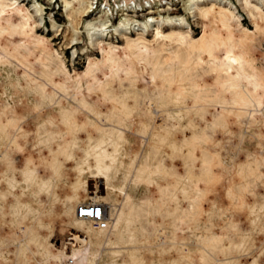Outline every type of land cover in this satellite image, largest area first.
Instances as JSON below:
<instances>
[{
    "label": "rangeland",
    "instance_id": "obj_1",
    "mask_svg": "<svg viewBox=\"0 0 264 264\" xmlns=\"http://www.w3.org/2000/svg\"><path fill=\"white\" fill-rule=\"evenodd\" d=\"M39 1L47 9L37 34L48 40L55 79L65 90L40 85L0 50V264H61L58 256L65 262L87 246L91 264H264V91L263 110L255 112L258 100L241 82L248 104L235 107V91L221 90L208 54L183 49L170 65L172 46L151 56L143 50L130 78L121 71L102 97L85 74L90 58H102L98 41H150L154 25L119 28L115 11L114 26L95 36L102 39L93 42L84 32L77 41L62 0ZM107 1L114 8L125 0ZM212 1L234 12L224 19L232 45L248 54V70L257 68L264 78V0H250L257 6L253 17L245 0H191L189 11L178 0L131 5L138 3L136 17L145 22L152 7L170 3L173 19L163 18V30L191 27L199 38L202 9ZM51 14L61 27L52 26ZM81 25L84 31L86 20ZM206 26L205 38L217 42L218 25L210 18ZM117 49L122 56L127 51ZM30 59L41 75L36 56ZM95 70L101 79L111 75L109 67ZM107 147L112 154L102 162ZM99 163L111 166L108 189L97 200L108 202L109 227L92 225L90 237L73 219L77 204L94 202L86 181Z\"/></svg>",
    "mask_w": 264,
    "mask_h": 264
},
{
    "label": "bare ground",
    "instance_id": "obj_2",
    "mask_svg": "<svg viewBox=\"0 0 264 264\" xmlns=\"http://www.w3.org/2000/svg\"><path fill=\"white\" fill-rule=\"evenodd\" d=\"M26 1L27 0H0V50L2 58L5 61L13 59L14 62L23 67V71L26 76H34L33 80L38 82L40 85L45 87L51 85L54 88H59L63 91L65 90L64 84L55 79V69L52 61L53 55L50 51L51 48L48 46V40L37 34L38 26H42L44 24L45 12L47 8H45L44 4L39 0H28L30 3H24ZM159 1L162 0H154V3L156 4ZM178 1L184 10L189 11L193 9L190 2L191 0ZM95 2L96 0H62L65 16L70 23L69 26L73 28L75 33L73 40H82L84 32L88 33L93 42L98 39H102V37L98 38L95 36L97 34L105 35L110 28L114 26L115 11L118 16L117 19L119 20V28L130 27L134 24H143L146 28L151 25H154L155 27L153 34L154 39L150 41L146 40L144 37L139 38L140 41L143 40L142 42L127 37L126 44L124 46H117L113 42V44H107V46H105L103 39L98 41V44H100L99 49L102 52V58H90L85 74L92 77L93 81L99 84L100 95L102 97H108L109 90L116 84L115 79L119 76L121 71H125L126 79L130 78V74L135 71V60L141 61L144 57L143 50H146L151 56L153 53L160 54L161 52L167 50L168 47L173 46L176 48L167 53L170 57L169 60H167L168 62L170 59L174 60V57L175 59H179L180 51L183 49L187 51L199 49L201 54H208L212 60L209 63V69L215 72L217 79H219L221 90H228L231 91V93L232 90L235 91L233 94V106L239 107L241 104H248L246 97L241 95L239 91V89H241L239 87L240 83L245 82V84L248 85V92L252 96V99L254 98L258 100L255 106V112L263 110L261 109L262 96L259 94V90L261 89L264 91V78L257 71V68H254V72L248 70V54L243 55L237 53L232 45V42H234V46H237L233 38V30L224 20L226 16H229L230 18L236 17L234 12L230 9L222 6L217 1H212L207 7L202 9L201 18L203 20L204 29L202 36L197 38L193 35V28L191 27L186 28V30L176 27L172 28L168 32L163 30L161 26L163 18L167 17V19H173L170 15V11H168L172 9L170 6L171 4H168V2L162 4V6L168 4L167 8H161L160 5L156 8V10H152L154 8L152 7L149 11L151 13H149L150 20L145 22H141V20L136 17L137 12L139 11L137 9L138 3L136 2L135 5H131V0H125L124 3L123 1H119L118 6L114 8L107 0L102 1L105 2L104 6L101 5L96 7L94 6ZM245 2L250 9V15L253 17L254 14L252 10L257 6L252 4L250 0H245ZM162 11H164L166 15ZM210 18H212L213 22L219 27L217 42H214L210 38H205L207 35L206 24L209 22ZM181 19L182 18L180 17L179 20ZM50 20L54 28L61 27V24L58 23L55 14L50 15ZM84 20H86V27L83 31L81 24ZM174 21H177V19ZM176 24L180 25L178 21ZM255 26L256 30H259L260 26L257 23ZM222 27L225 28L224 30H226L227 35L220 32ZM16 36H19L17 41L14 40ZM2 37L10 38L12 39V42L8 43V45H4L1 42ZM31 39L33 40V43L29 41ZM28 41L30 43H27ZM32 44L34 45L31 46ZM10 45L12 47H10ZM117 48H126L127 51L122 56L119 54V50ZM215 48L219 49V51H223V56L215 55ZM22 50H26L27 53L22 52ZM33 55L36 56V62L39 64L41 69V75L38 76H35L37 74L36 68L34 62L30 59ZM202 61L203 59L200 57L199 62ZM172 64L173 63H170V65ZM104 67H109L111 69L110 77L105 75V79H101L97 76V70H95V73L92 74L94 72V68L102 69ZM161 69L162 68L158 69L157 74L153 76V79H157L161 76L163 72ZM66 74L70 78H74L75 75H79L77 72L70 75L68 71ZM171 99L172 98L169 97V94L166 95V102ZM180 102L181 99L176 98L173 104L178 105ZM249 106H252V104L250 103ZM252 112L250 111V116H252ZM116 150V147L112 145V151ZM111 154V148H105L103 152L104 156L101 161H105V159H107V157ZM98 166V174L90 172L86 181V190L87 192H90L94 202H97L98 199L102 198L105 193V189H108L106 175L111 169L110 165H106L104 163H99ZM80 204H77V208ZM73 224L80 230L85 231L90 237L96 234L92 227L95 223L88 218H81L76 215V218L73 219ZM108 227L102 229H107ZM91 253L92 250L87 246V248L74 250V256L71 255L68 256V258L72 257L75 259L73 264H85L83 263L85 261L87 262L86 264H91L89 259ZM58 258L61 260V264H65L60 256H58Z\"/></svg>",
    "mask_w": 264,
    "mask_h": 264
},
{
    "label": "built area",
    "instance_id": "obj_3",
    "mask_svg": "<svg viewBox=\"0 0 264 264\" xmlns=\"http://www.w3.org/2000/svg\"><path fill=\"white\" fill-rule=\"evenodd\" d=\"M100 4L103 5L105 2L96 0L94 6L97 7ZM107 210V205L103 202H84L78 206L76 215L92 220L98 228H106L108 227ZM74 262L75 259L70 257L65 261V264H73Z\"/></svg>",
    "mask_w": 264,
    "mask_h": 264
}]
</instances>
